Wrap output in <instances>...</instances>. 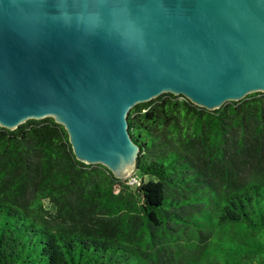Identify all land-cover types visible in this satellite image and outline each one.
Listing matches in <instances>:
<instances>
[{
	"label": "trees",
	"instance_id": "16d2710c",
	"mask_svg": "<svg viewBox=\"0 0 264 264\" xmlns=\"http://www.w3.org/2000/svg\"><path fill=\"white\" fill-rule=\"evenodd\" d=\"M131 176L77 159L63 124L0 125V264H264V92L129 112Z\"/></svg>",
	"mask_w": 264,
	"mask_h": 264
},
{
	"label": "water",
	"instance_id": "95a60500",
	"mask_svg": "<svg viewBox=\"0 0 264 264\" xmlns=\"http://www.w3.org/2000/svg\"><path fill=\"white\" fill-rule=\"evenodd\" d=\"M259 91L264 0H0V125L53 117L78 160L120 179L138 166L136 104Z\"/></svg>",
	"mask_w": 264,
	"mask_h": 264
},
{
	"label": "built area",
	"instance_id": "2783aa9c",
	"mask_svg": "<svg viewBox=\"0 0 264 264\" xmlns=\"http://www.w3.org/2000/svg\"><path fill=\"white\" fill-rule=\"evenodd\" d=\"M130 178H131V183H134L135 184V183L139 182L138 179L135 178L134 176H131Z\"/></svg>",
	"mask_w": 264,
	"mask_h": 264
},
{
	"label": "rangeland",
	"instance_id": "374dc122",
	"mask_svg": "<svg viewBox=\"0 0 264 264\" xmlns=\"http://www.w3.org/2000/svg\"><path fill=\"white\" fill-rule=\"evenodd\" d=\"M133 172H134V171H133ZM131 174H132V173H131ZM131 174H130V175H131ZM130 175H129V176H130Z\"/></svg>",
	"mask_w": 264,
	"mask_h": 264
}]
</instances>
